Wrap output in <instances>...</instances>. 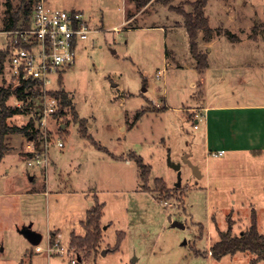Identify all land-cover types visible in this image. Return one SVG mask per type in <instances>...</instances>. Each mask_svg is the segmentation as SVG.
Returning a JSON list of instances; mask_svg holds the SVG:
<instances>
[{
	"label": "rangeland",
	"instance_id": "rangeland-1",
	"mask_svg": "<svg viewBox=\"0 0 264 264\" xmlns=\"http://www.w3.org/2000/svg\"><path fill=\"white\" fill-rule=\"evenodd\" d=\"M9 1L15 7L22 2L0 0V51L11 41L5 31ZM49 1L58 9L85 13L96 30L78 44L79 57L66 69L57 86L65 89L80 116L91 121L90 132L100 145L107 147L113 156L142 157L144 164L152 167L153 177L163 178L171 189L165 183L164 190L161 184L150 181V177L148 181L140 180L137 166L131 161H116L107 153L92 159L102 152L93 148L92 139H82L77 126L72 125L65 147L61 151L55 146L50 149V157H59L69 168L63 177L61 193L52 192L48 198L40 195L36 197L38 204L31 206L34 229L44 237L40 244L43 251H37L38 245L25 243L22 235L30 211L21 209L9 196L3 195L0 198V264H20L22 252L27 248L33 249L32 264H72L71 260L80 254L83 260L78 258L77 264H226L228 259H216L209 254L211 243L221 240L219 230L234 229V221L239 220L241 227L250 226L254 209L259 229L264 232V155L215 157L206 153L200 140L204 121L196 129L199 117L195 115L205 102L209 105L236 101L232 93L237 84L230 78L216 84L221 95L218 99L210 96L213 87L205 83L208 97L203 102L198 88L192 84L199 80L198 62L190 54L185 56L181 51L178 54L173 48V39L168 36L174 24L183 22L184 17L167 11L162 4L155 2L157 9L153 6L143 16L128 22L129 12L135 10L132 11L126 0ZM188 1L194 0H177L176 5L188 10ZM204 10L215 33L231 30L236 37L249 42L255 40L249 49H230L228 44L227 48L223 44L220 50L214 48L208 60L249 64L255 71L251 74V91L255 99L264 101L261 94L264 88V0H209ZM165 32L168 49L164 45ZM178 35L181 39L185 37L183 31ZM234 35L230 38L224 34L223 42L234 40ZM175 63L184 66L185 71L178 70ZM0 85L6 86L3 76H0ZM53 86L56 87V83ZM246 98L251 100V97ZM9 105L21 112L10 119L11 125L26 126L32 113H25V103L12 96ZM142 110L143 116L136 121L137 112ZM72 118L69 112L62 120L67 122ZM86 125L88 134V120ZM29 140L22 134L9 137L10 151L0 163V184L4 185L0 186V191L4 188L0 194H12L18 188L28 187L27 184L30 189L34 185L44 189V176L36 175L32 182L24 173L28 168ZM169 159L181 165V187L176 186L179 171L169 164ZM86 160L90 161L91 165L87 166L91 173L86 174L85 170L79 173L77 166H84ZM193 166H198L201 178L194 175ZM23 177L27 183L24 187L21 186ZM86 185L94 188L100 201L105 203L103 239L92 252L82 248L79 254L72 249L61 257L54 251L49 257L48 245L53 248L58 242L56 235L54 243L49 244L51 230L55 227L61 230L60 248L65 251L69 248L71 232L82 230L78 218L84 213L87 202L80 197H69L68 192L71 186L79 190ZM175 221L184 228L173 226ZM199 224L204 225V234ZM124 233L126 237L117 251L118 237ZM245 255L251 259V252ZM28 258L30 256L26 257L27 263ZM244 260L243 256L239 259Z\"/></svg>",
	"mask_w": 264,
	"mask_h": 264
},
{
	"label": "crops",
	"instance_id": "crops-1",
	"mask_svg": "<svg viewBox=\"0 0 264 264\" xmlns=\"http://www.w3.org/2000/svg\"><path fill=\"white\" fill-rule=\"evenodd\" d=\"M176 1L177 0H173L172 4L174 6L176 5ZM184 1V0H181ZM197 0H194L193 2L188 1V4H186L187 9L186 11L192 12L193 7H194V3ZM157 2L158 4H161L160 2H158V0H153L150 2V4L145 7L143 10L137 12L133 18H137L139 16H143L144 14L147 13V10L149 8H152L154 6V3ZM126 3H130L128 0H126ZM157 4V5H158ZM77 7H82V5L80 4H75ZM130 7L133 11V8L135 10V4L130 3ZM163 5V4H162ZM182 5V3H181ZM155 9H157L158 7H155ZM167 11L168 6L164 7ZM206 8V7H205ZM76 10V9H74ZM79 11V10H78ZM154 11V9H153ZM170 11V10H169ZM81 12V11H80ZM174 12V11H171ZM132 13V12H131ZM135 13V12H133ZM132 13V14H133ZM133 18L130 19H126L128 22L132 21ZM208 18V17H207ZM209 20V18H208ZM175 27H173L174 29H172L170 31V36L174 43H172L174 50L179 54V52L181 51L183 53V55L187 56L190 54V56L194 59V57L191 54V47L189 45V35L188 32L186 30V28H184V19L183 22L177 21L176 24H174ZM210 27V26H209ZM114 28V27H113ZM212 28V27H211ZM176 29H181V30H176ZM119 30V28H118ZM212 30H214L212 28ZM227 30V29H225ZM181 31L184 32L183 35V39L180 38V36L178 35ZM218 31V30H217ZM232 35H234L232 33L231 30H228ZM168 36L167 33L165 32V37H164V45L166 46V49H168L167 46V40H168ZM235 36V35H234ZM224 39V34H218L213 32V36L211 38V40L207 41L205 39V33L202 30L201 32H199L198 35V39H197V45H199V51L201 54L205 53L207 55V62H208V67L203 69V71H199L197 69V65H196V71L198 73V81H194L192 82L193 87H197L198 88V92H199V96H201L203 102L206 101L207 99V95L208 93L205 92L204 90V84L207 83V86L213 87V93H211L210 96H213L215 98L221 99V95L219 93L218 86L219 84L225 82L228 80V78H230L231 80H233L236 84H237V89L236 91H234L233 97H237L236 101L234 102H221L219 104H206L205 103L198 109V114L195 115V117H199L202 118V121H204V126H203V133L200 136V140H201V144L204 147L206 153H212V152H217V151H223L225 150V154H231L232 156H236V155H240V154H247V155H252L253 157H260L262 155H264V101H258L257 99H255V95L253 94V92L251 91V85H252V78H251V74L252 72H255L251 66L248 64H242L240 63L239 65H231L228 63H225L224 61H211L208 60L210 58V54H213L214 48H219L218 50H220V48H224L223 44H226V48L228 46V48L230 49H237V48H245L248 47V49L253 46L254 41L249 42L248 40H245L242 37H236L234 40L231 41H226L225 43L223 42ZM228 44V45H227ZM247 49V48H245ZM172 48L171 51L173 53V55L176 57V53ZM195 61V59H194ZM196 62V61H195ZM172 63V62H171ZM176 68H178V70L180 71H185L183 70L185 67L182 66L181 64H173ZM205 92V93H204ZM261 94L264 95V88H262V92ZM246 97H251L249 99L251 100H246ZM239 98H241L243 101L239 100ZM255 99V100H254ZM74 106V105H73ZM167 108V107H166ZM77 109V108H76ZM75 109V110H76ZM77 114L79 116L78 120L74 121V118H72L73 120H68V122H63L62 118L61 119H57L54 122H51L52 125H50V127L57 129V134H59L64 143L66 142V140L68 139V137L71 135V131L70 128L72 125H76L77 126V131L80 135V137L83 139L82 134L80 133V121L81 120H88V135L89 138L87 139H92V144L94 145L93 148H95L96 150L98 149V151L102 152L101 154H96L92 157V159L94 158H98L97 155H102L101 157L104 156V153H107L108 155H112L113 153L108 150L107 147L100 145L99 141L97 142L95 140V138L93 137V134L90 132V129L93 127V124L91 123V121L88 118H82V116H80L78 109H77ZM60 123L58 124V126H61V128L56 125V123ZM63 130L60 132V130ZM196 129H199V127H197ZM197 138V137H196ZM85 140V139H84ZM66 145V144H65ZM65 147V146H64ZM54 148V147H53ZM52 148V149H53ZM57 148V147H56ZM58 149V148H57ZM63 149V148H62ZM59 151H61L59 149ZM28 156H30V154H28ZM51 156V155H50ZM113 156V155H112ZM223 157V156H222ZM91 157H88L87 159H90ZM112 159L118 161L120 159H123L126 162H133L135 165V161L133 159L127 158L126 155L119 157V156H113ZM3 161V160H2ZM1 161V162H2ZM0 162V163H1ZM89 160H86L84 163V166L82 165H78L77 168H79V173L83 172L85 170L86 174L91 173L90 172V168L87 165H91L89 164ZM92 164L94 163L93 161L91 162ZM137 166V165H136ZM68 169L66 166H64L62 160L59 157H50V163L49 165L45 168V169H40V170H31V172H29V169L27 168V171H25L24 173L27 174V178L28 181H35V177L36 175H41L44 176V184L42 186H44V189L42 187L38 188L37 186L34 185V187L32 189H30V186L24 182V177H23V182L21 184V186L24 187L25 184H27L28 187L26 188H21L18 190H16L15 192H12V194H4L1 193L0 194V198L1 196H9L11 198V202L15 201V203L17 204V206H20L21 209H28L30 211V213L28 214L29 216L26 218V228L25 229H30L32 232H37L41 237L42 234L40 232H38L36 229H34V224H32V220H31V206L33 205L36 206V197H39L40 195H44L46 198H48L50 196V194H52V192H54L55 194H59L61 193V189L63 188L62 186V182H64V174L67 175L68 174ZM137 172H138V177L141 178V169L139 166H137ZM8 173L11 172V169H6ZM5 174V173H4ZM85 174V175H86ZM22 177V176H21ZM32 178V179H31ZM86 179L90 178L86 175ZM84 179V180H86ZM156 179H160L163 181V183H167V181H165L163 178H154L152 175V167H151V175H150V181L155 182ZM142 185V184H141ZM168 185V183H167ZM0 186L4 185L1 183ZM51 186V187H50ZM169 187V185H168ZM170 188V187H169ZM67 190H69L68 188H66ZM171 189V188H170ZM4 190V188L1 189V191ZM13 190V189H11ZM0 191V192H1ZM68 196L73 197V198H83L84 202H87V207L85 208L84 213L81 215L79 219L80 224H81V228L82 230H78L77 232L73 231L71 232V237H70V242H69V248H67V250L69 249L70 251H72V240L73 237H80V238H85L86 234H87V230L85 229L84 223H86L87 221V214L90 210H92V208L96 205L97 202H99L100 204L104 205L105 208V203H102V201H100L98 195L96 194V191L94 188L90 187L89 185H86V187L81 188V189H73V186H71V190H69L68 192ZM255 208V207H254ZM252 211H255L254 209ZM104 213V210H103ZM256 213V211H255ZM252 215V213H251ZM257 215V213H256ZM253 216V215H252ZM103 217V216H102ZM102 219V218H101ZM177 222V221H176ZM241 220L238 221H234L233 227L234 229H229V231L232 232V237L235 236H240L242 235V233L247 230L250 226L247 227H241L240 226ZM252 223V220H251ZM101 229L102 232L106 229L105 223L103 222V219L101 220ZM251 225V224H250ZM176 227V226H175ZM199 227L201 228V233H203L204 230V225L199 224ZM257 227H258V231L264 235V232L261 231L260 228V222L258 220V215H257ZM55 230H51L49 233V244L51 243V236L54 234V237L57 235L58 239L57 241L60 243L61 246V241H62V232L60 229H57L56 227L54 228ZM220 233H225V231H221L219 230ZM204 234V233H203ZM25 241V243H29L30 245H32L29 241V239L22 233ZM125 235V233H124ZM219 236H221V234H219ZM126 235L124 236L125 239ZM56 238V237H55ZM44 237H42V241H43ZM103 239V237H102ZM119 239V237H118ZM123 239V241H124ZM41 241V242H42ZM220 241V240H219ZM217 241V242H219ZM101 242V241H100ZM99 242V244H100ZM118 242V240H117ZM216 242H212L211 245L209 246V250L212 247L213 244H215ZM41 244V243H40ZM40 244L37 246L38 250L37 251H43L42 248H40ZM117 244V243H116ZM33 246V245H32ZM50 246V245H48ZM40 248V249H39ZM74 250H78L77 252L79 253V251L84 250L82 248H78V249H74ZM107 251V249H105V252ZM249 252H238L236 254H226L224 257H222L221 260H225L228 259V262L226 264H254L253 260L255 259V256L251 253V259H249L250 257H246ZM28 254V255H27ZM33 249L32 248H27L22 252V257H21V262L20 264H26V257L30 256V258H28V263L27 264H32V258H33ZM50 254V255H49ZM80 254V253H79ZM210 255L213 254L210 250ZM49 257H52L53 252L48 253ZM242 256L243 259H245L243 262H240L239 259L242 260ZM80 259V261L83 260L82 255L80 254V257H78ZM219 260V261H221ZM220 263V262H218ZM256 264H264L263 261H260V263H256Z\"/></svg>",
	"mask_w": 264,
	"mask_h": 264
},
{
	"label": "built area",
	"instance_id": "built-area-1",
	"mask_svg": "<svg viewBox=\"0 0 264 264\" xmlns=\"http://www.w3.org/2000/svg\"><path fill=\"white\" fill-rule=\"evenodd\" d=\"M6 32L11 41L5 49V69L0 76H3L7 86L4 87L12 90V96L18 98L19 91L24 95V99H18L25 103V109L34 108L37 111V132L27 145L30 156L26 163L33 171L45 169L50 163L51 147L62 149L65 146L57 129L50 127L51 122L61 119L55 117L61 109V100L55 93L62 86L57 84H60L66 69L76 63L78 44L96 30L85 13L58 9L49 0H37L28 25ZM201 121L202 118L196 121L195 128ZM224 153L225 150L210 154L221 157ZM54 251L61 257L71 252L60 248L59 242L53 248L48 247V253ZM77 262L78 256L71 260L72 264Z\"/></svg>",
	"mask_w": 264,
	"mask_h": 264
},
{
	"label": "trees",
	"instance_id": "trees-1",
	"mask_svg": "<svg viewBox=\"0 0 264 264\" xmlns=\"http://www.w3.org/2000/svg\"><path fill=\"white\" fill-rule=\"evenodd\" d=\"M37 0H22L19 7H15L12 1L7 3V22L5 31H14L19 26L26 27L31 19V13L34 8V5ZM130 3L135 4V13L129 12L128 19H132L133 16L147 7L153 0H128ZM164 6H168L170 11L177 12L184 17V28H186L189 35V45L191 47V54L194 59L198 62L197 69L203 71V69L208 67L207 55L205 53L201 54L199 51V45H197V39L199 32L202 30L205 33V39L207 41L211 40L213 36V30L209 27V20L205 13V7L207 6L209 0H197L194 3L192 12L183 10L182 7L174 6L172 4L173 0H158ZM218 34H225L226 36L232 38V34L228 31L222 33L221 30L218 31ZM7 57V51H0V75L4 72V62ZM13 93L10 88H6L0 85V162L5 158L9 153L10 147L7 144V141L10 136L22 134L31 138L36 136L35 124L39 118L37 111L34 108H29L25 110V113H32L33 116L29 123L24 127L13 126L10 123V119L16 116V114L21 113L19 108H13L9 105V99L12 97ZM55 95L61 100V109L55 114V117L65 118L70 112L74 120H78L79 116L73 107L72 100L69 98L68 93L63 87L60 91L55 93ZM18 98L24 99V95L19 91L17 93ZM144 114V111H138L136 116V121H138ZM68 122V121H67ZM86 119L80 121V133L82 137L89 138V135L86 133ZM63 131L62 129L60 132ZM136 165L141 169V178L144 181H148L151 175V167L144 164L142 157L136 156L133 158ZM156 183L161 184L163 189H166L165 183L162 180L156 179ZM104 205L99 202L90 210L87 214V221L84 223L87 234L85 238L73 237L71 246L74 249L85 248L89 249L91 252L97 248V245L102 239L101 236V218L103 215ZM252 223L250 227L245 230L242 235L232 237V232L227 231L221 234V240L216 242L210 248L213 257L216 259H221L226 254H236L238 252H251L255 259L253 263L264 262V235L258 231L257 227V215L255 211H252ZM51 243L55 241L54 234L51 236ZM124 235L120 236L117 242V251L119 250Z\"/></svg>",
	"mask_w": 264,
	"mask_h": 264
},
{
	"label": "water",
	"instance_id": "water-1",
	"mask_svg": "<svg viewBox=\"0 0 264 264\" xmlns=\"http://www.w3.org/2000/svg\"><path fill=\"white\" fill-rule=\"evenodd\" d=\"M116 86V85H114ZM146 91V90H145ZM169 164L171 166H173L177 171H179V175H178V183H177V187H181L182 185V182H181V173H180V168H181V165L179 164H173L171 162V160L169 159ZM194 167V175L198 178H201V174L199 172V168L198 166H193ZM32 179V178H31ZM172 221V219H171ZM173 226H176V227H182L184 228V225H182L181 223L179 222H173ZM30 241V243L33 245V246H37L41 243L42 241V237L36 232H32L30 229H25L23 230L22 232ZM80 260V259H79Z\"/></svg>",
	"mask_w": 264,
	"mask_h": 264
}]
</instances>
